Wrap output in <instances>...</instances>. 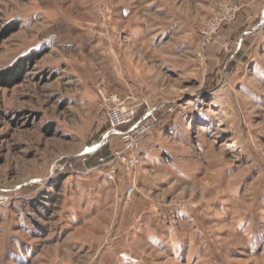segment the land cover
Segmentation results:
<instances>
[{
  "label": "rangeland",
  "instance_id": "rangeland-1",
  "mask_svg": "<svg viewBox=\"0 0 264 264\" xmlns=\"http://www.w3.org/2000/svg\"><path fill=\"white\" fill-rule=\"evenodd\" d=\"M22 63L0 78V264H96L118 222L145 215L135 198L169 221L160 248L129 243L148 264H264V0H0V73ZM116 106L153 117L114 184L91 167L122 148ZM70 174L111 185L109 207L78 215L106 221L99 239L60 230Z\"/></svg>",
  "mask_w": 264,
  "mask_h": 264
},
{
  "label": "crops",
  "instance_id": "crops-1",
  "mask_svg": "<svg viewBox=\"0 0 264 264\" xmlns=\"http://www.w3.org/2000/svg\"><path fill=\"white\" fill-rule=\"evenodd\" d=\"M103 152H105L104 148H99L95 150L89 158L92 160V157H95L99 153L102 154ZM94 161L95 160L89 162L93 163ZM97 179H100V175L95 177V179H89L88 176H74L71 174L64 178V192L65 196L67 195L68 197H66L69 199V208H71L70 210L76 209L77 211L69 214L70 221H59L61 232L70 231L72 236L80 234L83 236L96 235L98 239L102 237L101 235H103L105 231L102 225H105L106 221L99 223L95 221H78V215L82 217L84 215H88V210L91 211V214L89 215H96L103 212L105 208L109 207L111 204V199H108V194L111 193L112 189L111 185L109 182L102 181L101 179V182L99 183L96 181ZM138 180L140 184L144 185V187L149 188L151 183L150 181L140 177ZM53 186L50 185V187ZM56 187L57 186H55V189ZM101 195L104 196L103 199L101 198ZM44 198L45 200L37 199V203H33L32 210L34 212L38 211V203H42V206H44V204H48L49 199L46 200V197ZM135 207L141 211L140 215H145H143L139 221H126V216L124 217L125 221H119L118 226H116L114 230V233L118 236V242H116L114 246L109 248L106 247L104 250L98 251L100 245L99 242L92 243L86 241L84 238H73L70 239L71 241L67 239L69 240L66 242L68 249L70 251H74V253H81L83 251L93 253L98 251V261L96 264H148L144 258L142 259V256H140L139 253H137L129 245V243L133 240L135 242L141 241L151 248H160L161 244H163L165 240V237H167L166 224L169 221H153L148 215L149 213L147 214L143 212L145 210H149L150 207V205L143 200L135 198ZM136 213L137 212L134 214ZM90 222L95 223L92 224ZM165 222L166 224H163ZM34 225L36 226L37 224L34 223ZM162 225H165L164 230L161 229ZM40 229L41 228L37 225L33 230L38 232L41 231ZM61 236L62 235H59V237L54 239V241L57 242L58 240H61Z\"/></svg>",
  "mask_w": 264,
  "mask_h": 264
},
{
  "label": "built area",
  "instance_id": "built-area-1",
  "mask_svg": "<svg viewBox=\"0 0 264 264\" xmlns=\"http://www.w3.org/2000/svg\"><path fill=\"white\" fill-rule=\"evenodd\" d=\"M222 19L224 17L216 19L215 24L218 25ZM107 115L110 123L109 130L120 136L122 148L98 158L97 164L91 169L115 184V177L119 171H130L139 164L140 156L134 151L140 137L149 131L151 125L148 119L153 115L152 111H146L143 117L138 118L137 110L130 106L113 107L107 112ZM89 153V151L85 153L82 162L86 161ZM72 172L73 174H82L81 170L73 169ZM133 192V188H128L126 196L130 198ZM12 200V195L0 193V210L8 209L12 204Z\"/></svg>",
  "mask_w": 264,
  "mask_h": 264
},
{
  "label": "trees",
  "instance_id": "trees-1",
  "mask_svg": "<svg viewBox=\"0 0 264 264\" xmlns=\"http://www.w3.org/2000/svg\"><path fill=\"white\" fill-rule=\"evenodd\" d=\"M36 57L32 58L35 59ZM25 63H22V65H13L12 67H10L9 69H7L6 71H3L0 73V78L3 79L2 81H5L6 84H12L15 83L17 81V79L19 78V75H22L23 73V68L25 65H23Z\"/></svg>",
  "mask_w": 264,
  "mask_h": 264
},
{
  "label": "bare ground",
  "instance_id": "bare-ground-1",
  "mask_svg": "<svg viewBox=\"0 0 264 264\" xmlns=\"http://www.w3.org/2000/svg\"><path fill=\"white\" fill-rule=\"evenodd\" d=\"M236 145H234L233 143L231 144V143H228L227 144V147H235ZM237 148V147H236Z\"/></svg>",
  "mask_w": 264,
  "mask_h": 264
},
{
  "label": "snow or ice",
  "instance_id": "snow-or-ice-1",
  "mask_svg": "<svg viewBox=\"0 0 264 264\" xmlns=\"http://www.w3.org/2000/svg\"><path fill=\"white\" fill-rule=\"evenodd\" d=\"M86 151H91V149H86Z\"/></svg>",
  "mask_w": 264,
  "mask_h": 264
}]
</instances>
